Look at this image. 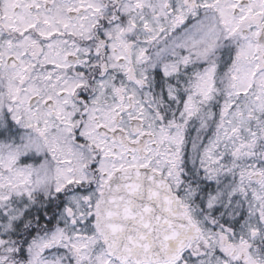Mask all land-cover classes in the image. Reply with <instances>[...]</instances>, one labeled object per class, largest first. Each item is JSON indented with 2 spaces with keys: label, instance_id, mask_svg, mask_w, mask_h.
Instances as JSON below:
<instances>
[{
  "label": "snow or ice",
  "instance_id": "obj_1",
  "mask_svg": "<svg viewBox=\"0 0 264 264\" xmlns=\"http://www.w3.org/2000/svg\"><path fill=\"white\" fill-rule=\"evenodd\" d=\"M0 264H264V0H0Z\"/></svg>",
  "mask_w": 264,
  "mask_h": 264
}]
</instances>
